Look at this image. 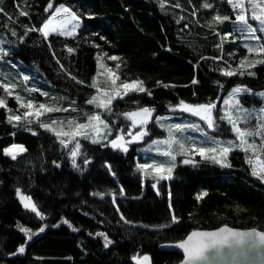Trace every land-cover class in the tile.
Wrapping results in <instances>:
<instances>
[{"label": "trees", "instance_id": "16d2710c", "mask_svg": "<svg viewBox=\"0 0 264 264\" xmlns=\"http://www.w3.org/2000/svg\"><path fill=\"white\" fill-rule=\"evenodd\" d=\"M49 2L53 10L63 3L80 15L82 26L76 36L53 34L45 39L38 31L26 34L25 26L38 29L52 15L53 10H45ZM161 2L0 0V40L4 41L0 49L7 53L0 59V80L17 85L13 96L0 88V98L7 105L0 108V264H136L133 257L145 254L151 256L153 264H179L181 254L162 251L161 247L179 243L194 230L230 226L264 232V182L251 175L249 155L241 150L229 154L231 167L203 161L198 155L195 159L200 163L193 167L178 158L172 179L160 180L157 194L152 187L156 181L137 170L145 161L138 145H131L125 153L107 141L93 144L80 139L81 152L91 163L84 165L85 157L78 156L77 169L71 164L72 144L64 147L59 138L35 122H8L7 117L17 111L16 94L33 99L36 105L69 109L42 116L44 122L81 121L85 113L99 112L86 103L97 94L89 85L93 77L97 79L98 54L120 77L119 83L140 79L152 91L151 97L133 93L113 101L111 114L106 112L104 118L113 116L123 129L129 121L121 113L140 106L155 108L157 115L164 116L180 100L217 103L236 85L264 92V64L248 69L254 76L226 77L220 71L228 66L236 68L245 56L249 61L264 59V53L248 54L229 37L223 44L224 58L213 59L221 55L217 47L220 37L232 31L229 22L212 23L214 16H225L226 0H163V8ZM205 2L212 7H202ZM21 10L28 15H19ZM69 47L75 51L69 53ZM104 52L120 60H109ZM117 63L119 69L115 68ZM24 75L29 76L27 82H23ZM193 79L198 83L193 84ZM157 81L175 87L165 88ZM97 84L102 89L106 86L98 80ZM31 87L49 96L25 90ZM241 99L261 102L250 95ZM137 100L139 105L133 103ZM151 128V137L165 133L156 125ZM115 136L113 133L110 140ZM13 144L26 149L15 160L4 154ZM106 165H111V172ZM17 189L32 196L44 220L23 207ZM202 191L208 195L197 201L195 197ZM97 192L103 196L93 195ZM170 203L179 223L171 222ZM121 213L132 223L121 220ZM64 220L79 231H73ZM161 224L170 226L156 227ZM44 225L45 231L39 232ZM21 227L36 234L28 240ZM97 232L105 233L113 243L105 247L104 237ZM22 245L24 253L18 251Z\"/></svg>", "mask_w": 264, "mask_h": 264}, {"label": "snow or ice", "instance_id": "6c2138e0", "mask_svg": "<svg viewBox=\"0 0 264 264\" xmlns=\"http://www.w3.org/2000/svg\"><path fill=\"white\" fill-rule=\"evenodd\" d=\"M226 2L231 5V7L237 11V15L235 19L232 20L231 17L225 15L214 16L212 21L213 24L216 23H223L225 21H231L234 25H239V28H234L233 31L224 33L223 36L220 37V44L217 45L221 49V55L219 57H213V59H223V44L229 37H234L235 32L247 33V39H254L257 41L261 40V36L257 35L258 29L250 23V19L252 21H256L259 24V32L264 33V4L260 2V0H248L252 12L251 16L249 17L247 14V6L245 0H226ZM175 6H179L178 4ZM161 7H164L163 0L161 2ZM202 7L210 8L212 5L205 2L203 3ZM46 11L53 10V3L49 2L46 6ZM3 11V9H0ZM19 15L27 16L28 13L25 11H20ZM81 26V18L80 15L77 14L76 11H73L72 7L66 6L65 4L61 3L52 11V15L47 18L40 28H26V34L30 31H38L43 35L45 39H47L50 35H58V36H75L76 31ZM12 35L15 36L16 32L12 31ZM101 39H105L101 37ZM236 39L239 37H235L231 42L235 43ZM4 41L0 40V44ZM244 48L247 49L248 53L257 52L258 54L264 53V43L259 44L256 47H253L249 44H244ZM51 47V44H49ZM99 47V45H96ZM69 53L75 51V49L69 47ZM7 53L3 52V49H0V59L3 58V55ZM233 53H229L232 55ZM55 55V53H53ZM103 56L108 57L109 60L118 61L120 57L112 55L108 56L107 52L103 53ZM97 61L100 62L102 57L98 54L96 57ZM256 64H264V59L261 60H252L249 61L248 57L245 56L239 60V64L236 68H232L228 66L226 68L220 69L221 74L226 77H232L236 75L244 76L245 74L249 76H254L255 73L248 71V69L254 68ZM63 67V65H61ZM99 68L105 69L108 81L110 84L107 88H100L97 84L96 77H93L90 87L96 89V95H92L91 98L86 100L88 105H94L96 109H103L105 112L111 114L112 112V105L113 101L117 100L118 98L123 100L125 96L133 93H146L149 97L152 96V91L144 86V81L140 79L132 80L129 82L128 80L122 81L117 86V81L120 80L118 75H115L113 69L108 67L106 64L99 63ZM116 69L120 68V64L117 63L115 65ZM101 73L98 71L97 76ZM74 80L75 77H72ZM23 82H27L29 80L28 75L23 76ZM78 83H83V81H77ZM193 84L198 83L196 79H193ZM220 84L219 81L216 82ZM158 85H161L165 88L167 87H175V85L164 84L162 81H157ZM17 85L11 81H3L0 80V88L3 89L8 96H13V91ZM26 91L29 93L33 92H40V94L44 97H48L49 93L46 91H41L39 88L31 87L26 88ZM252 90L249 89L247 86L236 85L235 87L231 88L230 93L228 94V98L223 101V103L229 106V111L226 112L224 115L220 116V120H227L228 123L231 125V130L235 132L236 136L239 139L238 144H233L231 141L228 142L227 146H223L220 141H215L214 144L216 146L213 147H204L198 146L194 141H192L191 137H188L187 140L190 141V146L186 147L184 143L178 141L175 136L174 132H184L185 130H192L193 132L203 133L204 136H207V132L201 127V125L196 123H189V124H172L168 126V133L169 138L167 140L158 141L153 140L149 145L148 149L145 151H151L152 145L158 144H166L169 146L168 150L161 153L163 156L169 157L170 162L163 163L157 162L152 160L151 163H139L137 165V170L142 172L146 177H152L156 182L152 184L153 189H156L157 194H159V189H157V184L160 180H171L172 174L175 169L176 165V155L173 154L171 146L175 144H179V155L187 157L181 161V163L188 165L191 164L193 167L197 166L200 161L195 159V156L198 155L201 157L203 161H209L215 164L220 165L221 167H231V163L229 161V154L232 153L235 149H239L245 153H251V155L247 158V163L251 165V175L257 177L261 182H264V160L261 159V154L264 153V145H257L254 142L249 141V137L254 136H264V120H262L261 124L257 126L258 130L253 129H242L239 126L238 119L234 118L232 115L233 109L247 113V109L243 108L241 105L240 99L237 98L238 94L241 93H251ZM195 95V93H193ZM259 96L264 97V92L258 93ZM15 100L20 103L21 108H26L28 111H25L22 115L25 117L24 123L25 125H30L32 123H37L39 126L46 131L53 133L57 138H59V143L64 147H68L69 144H72V148L70 150L71 156V164L74 168L79 169L80 165L77 164V157L84 156L82 163L87 165L91 163V160L87 158L86 153L81 152L82 145L80 143V139L90 140L93 144H99L104 140H107L109 136H112L113 126L107 120H105L99 112L89 114L85 113L84 115L87 118V123H79L75 119L68 120L65 124L64 121H58L56 119H52L50 122H44L40 118L41 116L47 113L53 112H60V111H68V108H61L53 104L49 106L45 103H39L38 107H35V103L33 99H28L26 102L23 98L16 94ZM72 103H75L74 101ZM133 103L139 105V101H133ZM7 105L5 100L0 98V108H6ZM171 107V106H169ZM177 107L180 111L190 113L192 116L199 117L201 121H203L208 129H217V117L214 115V110L216 109L217 105L213 102L208 103H201V104H189L186 103L184 100H180ZM75 111V109H72ZM11 112V109H8ZM155 108L152 107H145L140 106L136 110L126 111L121 113L123 117L131 122L130 127L135 130L139 128V131H127L126 135L130 137V139H125V130L120 129L119 133L112 138L111 140H107V143L113 149H118L122 152L127 153L129 151V145L133 143H140L143 142L145 137L150 135V130L148 129V124L153 120V113L155 112ZM261 112H264V108L261 109ZM28 117H33V119H28ZM8 122L12 123L13 121H21V115H9L7 117ZM164 117H156L157 122L163 120ZM245 122H247V118L245 117ZM18 126V125H16ZM163 127V125H161ZM36 134V133H33ZM14 135V133H13ZM209 139H212L209 137ZM107 146V145H106ZM26 149L22 145H15L13 144L10 148L4 149V154L11 156L13 160L17 158V155L20 152L25 151ZM57 167L56 161H53ZM111 172V165H106ZM114 176L115 173L112 172ZM121 193L123 194V188L120 189ZM17 194L19 195L20 202L22 203L25 209H29L32 213H34L37 217L41 220L45 219V215L42 211L39 210L37 203L33 201L32 196L25 195L17 189ZM96 196H103L102 193H93ZM208 195L207 191H202L196 195L195 199L197 201L203 199ZM169 199L171 200V193L169 192ZM113 203L115 204V197H113ZM170 211L172 209L171 203L169 204ZM117 211L119 208L117 206ZM121 220H124L125 223H132L131 221L126 220V218L121 213ZM179 217L175 214L174 211H171V222L172 223H179ZM63 223L68 224L73 231H79L78 228L73 227L68 220H64ZM58 226V225H57ZM168 224H161L156 227L158 228H166L169 227ZM47 225H44L39 229V232H44ZM143 227L147 228L148 225H143ZM27 235V239L31 240L32 236L36 233H33L31 229L21 227L20 229ZM91 235V233H89ZM97 236L104 237V246L108 247L110 244L113 243L112 240L108 239L107 235L102 232H97ZM246 236H258L261 242H264V232L256 233L253 232H237L233 231L232 229L222 228L219 232H199L193 231L190 235L187 236L186 239L181 240L176 246L183 250V253L186 256V259L182 262V264H197L198 261L205 259V252L208 249L215 247L217 244H225L228 242L230 238H236L239 242L243 243L244 237ZM18 251L20 253L25 252V246H20ZM133 259L137 261V264H151L150 257L148 255L143 256H134Z\"/></svg>", "mask_w": 264, "mask_h": 264}, {"label": "rangeland", "instance_id": "374dc122", "mask_svg": "<svg viewBox=\"0 0 264 264\" xmlns=\"http://www.w3.org/2000/svg\"><path fill=\"white\" fill-rule=\"evenodd\" d=\"M260 2L262 4H264V0H260ZM245 3H246V6H247V14L250 17L251 16V12H252V8H251L248 0H245ZM223 9L226 11L225 15L231 17L232 20H234L235 16L238 14L237 11L234 10L231 7V5H229L228 3L225 4V7H223ZM225 22L231 23L232 31L234 30V28H239L240 27L239 25H234L231 21H225ZM250 23H252L253 26L258 29L257 35L261 36V40L260 41H257V40H254V39H247L246 38L247 37V33L246 32L245 33H241V32L237 31V32L234 33V37H231V40H233L235 37H239V39H236L235 43L238 44L239 47L243 48L246 52H247V49L244 48V46H243L244 44H249V45H251L253 47H256L259 44L264 43V33L259 32V27L260 26H259L258 22L252 21L250 19ZM81 26H82V23H81ZM79 29L80 28L77 29L76 35L78 34ZM68 37H73V36H68ZM248 54L261 55L263 53L258 54L257 52H253V53H248ZM99 63L105 64L106 62L102 59L100 62H98V66H99ZM99 72L101 74L99 76H97V80H98L99 84H106V86H104V88H107L109 86V84H110V81H108L107 73H106L105 69H103V68H99ZM41 79L43 80L44 78H41ZM119 84L120 83L117 81V86ZM12 91L14 93V90H12ZM258 93H260V92L241 93V94H238V96H237V98L240 99L241 105L243 106V108L247 109L248 112L251 113V115H248L247 113H244V112H241V111H238V110H235V109L231 110L233 117L238 119L239 126L242 129L258 130L257 126L261 124L262 120H264V112H261V109L264 108V97L259 96ZM245 95H250L251 97L258 98V99L261 100V102H259V103L254 102V101L253 102H249V100H247V99L242 100L241 98L243 96H245ZM22 98H23V100L25 102L27 101V99H25L24 97H22ZM227 98H228V95L223 97L221 101L216 103L217 107L214 110V115L217 117V123L219 125L217 129H208L206 124L203 121H201L199 119V117L192 116L190 113L182 112V111L179 110L178 107L172 108L171 111L167 115H164V116L157 115L154 112L153 113V120L147 126L148 129L150 130V135L145 137L143 142L133 143V144L139 146L138 149L140 151L141 157H143L144 160H145L143 163H145V162L151 163L152 160H155L157 162H163V163L170 162L169 157L163 156L161 154L164 151L168 150V148H169L168 145L161 143V144H158V145H152L151 151H145V149H148L149 145L151 144V142L153 140H158V141L167 140L169 138L168 126L172 125V124H176V123H180V124L196 123V124H199L204 129V131L207 132V134H208L207 136H204L203 133L193 132L190 129L185 130L184 132H174L175 138L178 141H180L181 143H184L186 147L190 146V141L187 140L188 137H191L192 141H194L198 146H204V147L216 146L214 144V140L215 141H220L223 146H227L228 142H230V141L234 145L238 144L239 143V139L236 136L235 132H233L231 130V125L228 123V121L219 119L220 116L224 115L226 112L229 111V106H227V105H225L223 103V101L225 99H227ZM35 107H38V105L35 104ZM16 110H17L16 113H14L13 115H21V121L20 122L24 121L25 117H23L22 114L25 111H28V109L21 108L20 107V103L17 102ZM96 110H99V113L104 118V114L106 112L103 109H96ZM158 116L159 117H164V119L159 121V122H157L156 117H158ZM245 117L247 118V122H245ZM41 118H42V116H41ZM28 119H33V117H28ZM104 119L107 120L110 124H112V126H113L112 134L115 133V135H117L119 133V130L123 129V128H121L119 126V122H117L116 119L113 118V116L112 117H108V118H104ZM77 122H79V123H87V118L81 119V121H77ZM66 123L67 122H65V124ZM130 125H131V122L129 121V123L127 125V128H124V130H125V139H130V137H128L126 135L127 131L135 132V131H139L140 130L139 128L133 130L130 127ZM152 125H156V126L160 127L165 132L164 135L155 134L154 137H151V135H152L151 126ZM161 125H163V127ZM149 137H151L152 139H151V141L147 142ZM209 137H211L212 139H209ZM110 138H111V136H109L107 138V140H110ZM248 139H249L250 142H254L257 145H264V136H254V137H249ZM107 140H104V141H107ZM104 141H102V142H104ZM133 144L129 145V149L131 148V145H133ZM171 149L173 151V154L176 155V161L178 160V158H180L181 160L187 158V157H184L182 155H179V151H180L179 144H175L174 143L171 146ZM235 150H239V149H235ZM23 152H20L17 155V157L19 155H21ZM247 154L249 156L251 155V153H247ZM77 159H78V157H77ZM261 159L264 160V153L261 154ZM143 176H145V175L143 174ZM147 177H150V176H147Z\"/></svg>", "mask_w": 264, "mask_h": 264}, {"label": "water", "instance_id": "95a60500", "mask_svg": "<svg viewBox=\"0 0 264 264\" xmlns=\"http://www.w3.org/2000/svg\"><path fill=\"white\" fill-rule=\"evenodd\" d=\"M222 228H228L232 229L233 231L244 233L253 231L256 233L262 232L257 229L241 230L232 228L230 226H222L216 230L194 231L219 232V230ZM177 244L178 243L163 245L161 250L166 252H177L181 254L183 257V262L186 259V256L183 253V250L176 246ZM145 255L150 257L151 264H153L151 256L149 254ZM204 255L205 259L198 261L197 264H264V242H261L258 236H246L244 237L243 243L239 242V240L236 238H230L227 243L217 244L215 247L208 249ZM182 262L179 264H182Z\"/></svg>", "mask_w": 264, "mask_h": 264}]
</instances>
